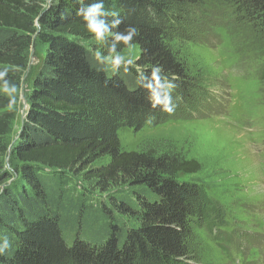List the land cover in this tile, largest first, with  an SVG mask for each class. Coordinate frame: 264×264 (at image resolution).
I'll return each mask as SVG.
<instances>
[{
	"label": "trees",
	"instance_id": "obj_1",
	"mask_svg": "<svg viewBox=\"0 0 264 264\" xmlns=\"http://www.w3.org/2000/svg\"><path fill=\"white\" fill-rule=\"evenodd\" d=\"M48 1L0 0V236L12 244L0 264H206L200 230L216 234L220 221H214L218 206L194 178L203 165L164 140L126 152L118 131L162 124L169 118L165 102L204 94L207 80L191 73L175 33L197 22L207 1L103 0L105 11L122 20L112 28L115 18L102 17L109 32L138 29L133 64L117 71L94 55L108 56L113 44L126 54L125 46L107 33L97 41L77 15V0ZM94 2L100 0L83 6ZM225 2L264 35V0ZM37 42L47 52L13 142ZM153 67L161 69L156 85ZM259 77L264 83V68ZM196 107L187 99L180 112ZM8 155L17 164L13 173L5 168ZM66 182L82 190L80 199L66 194ZM227 238L216 240L228 245L229 262L247 264Z\"/></svg>",
	"mask_w": 264,
	"mask_h": 264
},
{
	"label": "rangeland",
	"instance_id": "obj_2",
	"mask_svg": "<svg viewBox=\"0 0 264 264\" xmlns=\"http://www.w3.org/2000/svg\"><path fill=\"white\" fill-rule=\"evenodd\" d=\"M206 1L204 15L175 33V48L188 61L191 73L207 80L203 95L183 96L185 103L193 100L200 108L183 115L180 107L185 103L176 98L174 104L170 101L167 121L141 130L121 128L118 137L126 152H138L153 141H169L203 165L194 178L218 206L214 221H220L216 234L200 230L206 264H231L224 252L228 245L223 247L216 240L227 235L230 246L236 248L230 249L243 254L247 264H264V83L259 77L264 68V35L225 0ZM46 52L47 47L38 42L31 50L13 142L28 110L26 94ZM125 55L132 58L136 51ZM14 165L8 155L5 168L13 173ZM63 190L71 197H82V190L72 183L66 182ZM65 237L71 244L69 235Z\"/></svg>",
	"mask_w": 264,
	"mask_h": 264
},
{
	"label": "clouds",
	"instance_id": "obj_3",
	"mask_svg": "<svg viewBox=\"0 0 264 264\" xmlns=\"http://www.w3.org/2000/svg\"><path fill=\"white\" fill-rule=\"evenodd\" d=\"M77 3L81 4V7L77 10V15L83 19L85 22L87 30L95 37L97 41H102L105 38V34L113 35L116 42L122 43L125 46V49L130 53L134 48L133 39L138 34V29L134 26H129L125 29L124 33H111L109 32L108 25L105 23L102 17L111 16L115 18L114 23L111 25L112 28L118 27L122 20L119 17V12L115 10L105 11V6L103 0L100 2H94L87 7L83 6V0H77ZM116 44H113L109 50V55L104 56L101 51L95 52V58L98 62H104L111 65V71H117L122 66L133 64V59L130 55L126 56L125 54L115 53ZM102 71H109V68L105 67ZM161 71L159 67H153L152 69V85H156L159 82L158 73ZM169 89L174 86L171 84L166 85ZM154 99V104L159 103ZM165 111H171V108L168 107L167 102L164 104ZM12 247L11 241L7 236H0V256H3L8 252Z\"/></svg>",
	"mask_w": 264,
	"mask_h": 264
}]
</instances>
